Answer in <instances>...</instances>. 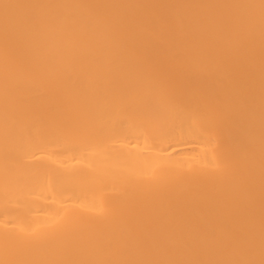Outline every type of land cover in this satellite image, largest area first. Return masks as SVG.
Masks as SVG:
<instances>
[{"label": "bare ground", "instance_id": "6f19581e", "mask_svg": "<svg viewBox=\"0 0 264 264\" xmlns=\"http://www.w3.org/2000/svg\"><path fill=\"white\" fill-rule=\"evenodd\" d=\"M0 264H264V0H0Z\"/></svg>", "mask_w": 264, "mask_h": 264}]
</instances>
